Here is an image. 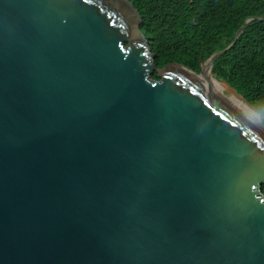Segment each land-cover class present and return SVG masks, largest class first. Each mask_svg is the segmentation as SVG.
I'll list each match as a JSON object with an SVG mask.
<instances>
[{"label": "water", "instance_id": "1", "mask_svg": "<svg viewBox=\"0 0 264 264\" xmlns=\"http://www.w3.org/2000/svg\"><path fill=\"white\" fill-rule=\"evenodd\" d=\"M140 25L0 0V264H264V118L226 51L159 69Z\"/></svg>", "mask_w": 264, "mask_h": 264}, {"label": "trees", "instance_id": "2", "mask_svg": "<svg viewBox=\"0 0 264 264\" xmlns=\"http://www.w3.org/2000/svg\"><path fill=\"white\" fill-rule=\"evenodd\" d=\"M126 1L141 17L139 29L159 69L178 64L199 73L213 54L226 51L214 59L213 75L264 118V0Z\"/></svg>", "mask_w": 264, "mask_h": 264}, {"label": "rangeland", "instance_id": "3", "mask_svg": "<svg viewBox=\"0 0 264 264\" xmlns=\"http://www.w3.org/2000/svg\"><path fill=\"white\" fill-rule=\"evenodd\" d=\"M221 94L225 95L227 98H231V96L225 94L224 90L221 92ZM251 115H253L252 113H250ZM260 121V120H259Z\"/></svg>", "mask_w": 264, "mask_h": 264}, {"label": "bare ground", "instance_id": "4", "mask_svg": "<svg viewBox=\"0 0 264 264\" xmlns=\"http://www.w3.org/2000/svg\"><path fill=\"white\" fill-rule=\"evenodd\" d=\"M212 84H213V85H215V82H214V81H212ZM218 90L220 91V87H218ZM241 107H243V108H244V106H242V105H241ZM250 113H252V112H250ZM252 114H253V113H252Z\"/></svg>", "mask_w": 264, "mask_h": 264}]
</instances>
